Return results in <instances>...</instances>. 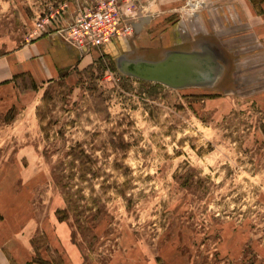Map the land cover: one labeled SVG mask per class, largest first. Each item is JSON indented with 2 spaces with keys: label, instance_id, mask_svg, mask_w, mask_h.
<instances>
[{
  "label": "rangeland",
  "instance_id": "374dc122",
  "mask_svg": "<svg viewBox=\"0 0 264 264\" xmlns=\"http://www.w3.org/2000/svg\"><path fill=\"white\" fill-rule=\"evenodd\" d=\"M101 1L0 0V58ZM116 2L152 16L148 46L75 48L73 80L0 91L17 96L0 104V264H264V0ZM202 42L224 60L211 87L115 66Z\"/></svg>",
  "mask_w": 264,
  "mask_h": 264
},
{
  "label": "crops",
  "instance_id": "0c3cea01",
  "mask_svg": "<svg viewBox=\"0 0 264 264\" xmlns=\"http://www.w3.org/2000/svg\"><path fill=\"white\" fill-rule=\"evenodd\" d=\"M141 19L143 18L135 22V24L140 23V26L137 29L134 27V34L128 37L127 40H132L131 37H136L137 41L142 43V46H148L146 42L148 39L145 33H147V27L152 25L153 19L152 16L148 17V20L145 22H142ZM117 42L119 41L114 40L112 43ZM110 46L111 43L109 42L104 44L102 48L110 50ZM197 47L191 49H175L192 50ZM122 50V52L127 54L126 51L129 49ZM168 50L173 49L164 50L160 57L145 55H136L133 57H143L154 60L161 58ZM83 60H78L76 49L66 44L57 33L45 34L18 50L11 51L0 58V91L10 88L12 93L15 91L16 93L19 92V87L14 79L21 73L30 74L35 83H41L47 79H50V82L61 74L64 75V78L73 80L76 71L75 67H79V63L77 62ZM12 93L9 96H0V104L5 105L6 108L13 107L16 103L17 96Z\"/></svg>",
  "mask_w": 264,
  "mask_h": 264
},
{
  "label": "water",
  "instance_id": "95a60500",
  "mask_svg": "<svg viewBox=\"0 0 264 264\" xmlns=\"http://www.w3.org/2000/svg\"><path fill=\"white\" fill-rule=\"evenodd\" d=\"M148 17L141 19L142 22ZM137 29L140 23L132 22ZM224 60L216 47L202 42L192 50H168L159 59L132 57L121 53L115 66L121 74L139 80L156 82L173 89L211 87L220 78Z\"/></svg>",
  "mask_w": 264,
  "mask_h": 264
},
{
  "label": "built area",
  "instance_id": "2783aa9c",
  "mask_svg": "<svg viewBox=\"0 0 264 264\" xmlns=\"http://www.w3.org/2000/svg\"><path fill=\"white\" fill-rule=\"evenodd\" d=\"M135 14L122 10L116 0H103L79 11L73 19L58 26L62 40L79 50L99 47L117 38L134 34Z\"/></svg>",
  "mask_w": 264,
  "mask_h": 264
},
{
  "label": "trees",
  "instance_id": "16d2710c",
  "mask_svg": "<svg viewBox=\"0 0 264 264\" xmlns=\"http://www.w3.org/2000/svg\"><path fill=\"white\" fill-rule=\"evenodd\" d=\"M48 90V89H47ZM47 90L44 92V95L46 94Z\"/></svg>",
  "mask_w": 264,
  "mask_h": 264
}]
</instances>
